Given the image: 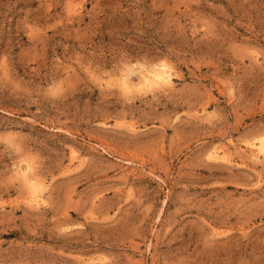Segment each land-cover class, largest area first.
<instances>
[{
  "label": "rangeland",
  "instance_id": "obj_1",
  "mask_svg": "<svg viewBox=\"0 0 264 264\" xmlns=\"http://www.w3.org/2000/svg\"><path fill=\"white\" fill-rule=\"evenodd\" d=\"M0 264H264V0H0Z\"/></svg>",
  "mask_w": 264,
  "mask_h": 264
},
{
  "label": "bare ground",
  "instance_id": "obj_2",
  "mask_svg": "<svg viewBox=\"0 0 264 264\" xmlns=\"http://www.w3.org/2000/svg\"><path fill=\"white\" fill-rule=\"evenodd\" d=\"M158 68V67H157ZM160 68V67H159ZM145 76V75H144ZM127 81V80H126ZM170 82V76L168 73L163 69H153L151 72L146 73L145 81L144 83L148 86H156L160 83H169ZM132 85V84H130ZM136 86V85H135ZM134 87V84H133ZM142 89V88H141ZM230 142V141H229ZM225 148V147H224ZM236 149V148H235ZM215 150V149H214ZM222 152L227 154L225 149H222ZM245 153V152H244ZM223 154V155H224ZM225 154V155H226ZM231 154V153H230ZM233 155V154H232ZM27 170V169H26ZM26 176V175H25ZM28 176V175H27ZM28 179V178H27ZM30 185V184H29ZM32 187V186H31ZM36 187V186H35ZM33 190V189H32ZM38 190V189H36ZM42 201V200H41Z\"/></svg>",
  "mask_w": 264,
  "mask_h": 264
}]
</instances>
